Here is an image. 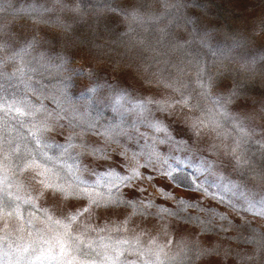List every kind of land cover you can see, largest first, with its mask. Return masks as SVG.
<instances>
[{
	"label": "clouds",
	"instance_id": "clouds-1",
	"mask_svg": "<svg viewBox=\"0 0 264 264\" xmlns=\"http://www.w3.org/2000/svg\"><path fill=\"white\" fill-rule=\"evenodd\" d=\"M216 2L0 0V264H264V0Z\"/></svg>",
	"mask_w": 264,
	"mask_h": 264
},
{
	"label": "rangeland",
	"instance_id": "rangeland-1",
	"mask_svg": "<svg viewBox=\"0 0 264 264\" xmlns=\"http://www.w3.org/2000/svg\"><path fill=\"white\" fill-rule=\"evenodd\" d=\"M33 0H13L15 8L26 10L32 4ZM217 19L221 21H231L236 14V9L228 2V0H217L214 9ZM118 112H125L124 105L117 106Z\"/></svg>",
	"mask_w": 264,
	"mask_h": 264
}]
</instances>
